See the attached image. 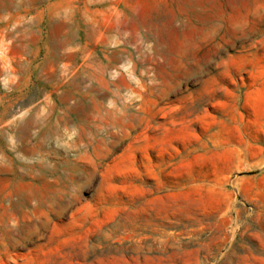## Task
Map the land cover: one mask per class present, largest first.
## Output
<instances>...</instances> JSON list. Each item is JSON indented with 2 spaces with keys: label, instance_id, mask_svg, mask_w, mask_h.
<instances>
[{
  "label": "rangeland",
  "instance_id": "obj_1",
  "mask_svg": "<svg viewBox=\"0 0 264 264\" xmlns=\"http://www.w3.org/2000/svg\"><path fill=\"white\" fill-rule=\"evenodd\" d=\"M0 264H264V0H0Z\"/></svg>",
  "mask_w": 264,
  "mask_h": 264
},
{
  "label": "crops",
  "instance_id": "obj_2",
  "mask_svg": "<svg viewBox=\"0 0 264 264\" xmlns=\"http://www.w3.org/2000/svg\"><path fill=\"white\" fill-rule=\"evenodd\" d=\"M120 11H123V10L120 9ZM122 22H125V20H118L117 21V23H122ZM126 22H127V20H126ZM132 23H133V21H132ZM65 42H66V39L64 40V42L62 44L63 48H66L67 46L70 45V43L66 44ZM62 64L64 65L65 63H62ZM87 75L88 74L86 73V70H84V71L79 73L77 78L78 79H81V78L85 79ZM15 77H16V84H15L16 86L15 87H16V89L20 90L22 93L23 89H24V82H23L24 73L21 69L19 70V68H17V67H16ZM39 79H40V76H39L38 72H36L35 76H33V72H31L30 76L25 75V80H26L25 81V88L29 87V85L31 87H34L35 85L39 84ZM69 88H70V83L61 82L58 94H55L54 97H51V101L53 102L54 99H56V101H63L61 95H63L64 93H67V91H69ZM45 110L44 109H38L37 114L35 116L31 117L30 120L27 121L26 123H23V124L20 123L19 125L20 126L23 125V127H29V126H33L35 123L42 122L43 120L52 119L53 115H52V112L50 113L49 110H46V113L42 114ZM29 122H31V124Z\"/></svg>",
  "mask_w": 264,
  "mask_h": 264
}]
</instances>
